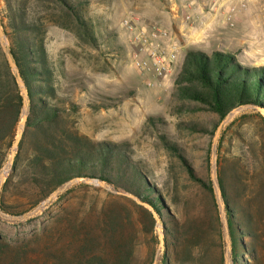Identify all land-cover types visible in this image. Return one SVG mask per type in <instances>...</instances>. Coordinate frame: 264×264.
<instances>
[{
    "label": "trees",
    "instance_id": "trees-1",
    "mask_svg": "<svg viewBox=\"0 0 264 264\" xmlns=\"http://www.w3.org/2000/svg\"><path fill=\"white\" fill-rule=\"evenodd\" d=\"M4 1L5 17H0V23L10 55L26 87L29 106L12 168L0 189V211L10 216L22 215L35 209L57 188L71 180H99L115 191L148 204L167 226L163 237L166 251L158 264H223L222 250L217 252L212 245L216 244L212 231L220 222L211 181L199 177L183 150L164 135L160 136L164 149L178 160L190 181L211 197L214 206V216L212 213H197L181 224L177 209H166L165 203L170 204L171 201L151 182L126 143L98 142L78 132L74 121L57 99L56 74L47 52L44 21L24 0ZM49 1L71 21L79 40L96 45L92 24L84 14L85 0ZM174 86L178 101L194 103L193 111L212 113L219 121L238 107L264 108V67L244 66L233 53L187 52ZM70 108L73 110L75 106ZM21 111L22 96L18 84L0 49V172L8 161L16 138ZM150 121L155 125L154 120ZM235 123L233 120L218 137L216 178L227 215L233 262L237 264V259L244 252L254 253L256 234L253 227L256 222L253 214H264V152L256 150L260 144L258 141L239 142V155L228 159L221 150ZM217 126L213 127V133ZM187 128L206 132V129L191 125ZM209 162L208 152L206 163L209 165ZM79 188L104 191L78 182L56 201ZM112 195L107 194L114 200L127 201L140 211V207L129 198ZM90 217L83 215L79 221H74L75 224L68 225L63 246L61 228L54 245L40 249L35 261L29 259L26 245L12 255V252L4 254L0 244L4 255L0 264H135L137 233L127 234L111 207L102 209L95 216V225L86 224ZM136 224L138 226L140 222ZM134 227L137 230L136 225ZM134 227L131 225L133 231ZM244 236L250 240L246 245L240 240ZM218 240L222 248L220 235ZM41 258L45 261L39 263Z\"/></svg>",
    "mask_w": 264,
    "mask_h": 264
},
{
    "label": "rangeland",
    "instance_id": "rangeland-1",
    "mask_svg": "<svg viewBox=\"0 0 264 264\" xmlns=\"http://www.w3.org/2000/svg\"><path fill=\"white\" fill-rule=\"evenodd\" d=\"M24 1L36 10L46 25L45 40L49 59L55 68L57 99L74 121L78 132L98 142L126 143L151 182L171 201L170 204L165 203L166 209H177L181 224L197 213L213 215L211 197L190 181L178 160L164 149L160 136L164 135L182 149L198 176L212 183L211 151L214 149L216 164L221 131L236 120L221 150L231 160L239 155V142L248 144L258 141L260 144L256 150L262 149L264 152V121L252 107H238L232 111L231 118L222 126L213 144L216 132H212L213 127L221 121L212 113L193 111L194 103L180 102L175 98L174 81L177 75H174V70L165 79L153 78L138 70L134 64L139 47L136 36L139 31L149 32L155 26L167 32L165 41L180 43L184 52L233 53L242 65L257 68L264 67V34L250 43L247 26L240 28L233 23L231 27L229 22L223 25L219 17L214 18L213 7L225 6L226 0H85V18L92 24L96 38V45H90L78 39L74 25L49 0ZM5 8V1L0 0V17H5ZM186 17L190 19L186 20ZM126 21L131 22L132 30L125 25ZM0 49L3 52L1 45ZM182 58L183 52L178 51L176 69ZM148 80L153 83V88L146 86ZM71 105L75 106L73 110ZM189 125L206 129V132L191 131L187 128ZM208 152L209 165L206 163ZM75 184L68 186L61 195ZM107 194L112 195L106 190L97 192L91 188H79L59 201L53 199L47 209L28 221L8 222L0 219V244L4 254L12 252L14 255L26 245V250L30 252L29 259L35 261L40 249L54 245L60 237L58 232L61 228L63 246L66 239L64 231L69 224H75L74 221H79L83 215H90L86 224L95 225V216L102 209L111 207L127 234L137 233L135 264H153L154 261L158 264L166 248L164 246L159 254V238L151 213L141 206L140 211H136L127 201L114 200ZM214 199L220 224L212 231L216 241L212 245L217 252L222 250L225 264L226 243L215 191ZM224 215L227 220L225 209ZM253 219L256 222L253 227L256 234L254 253L244 252L237 259V264H264V214H253ZM138 221L140 224L137 226ZM131 225H136L137 230L134 227L133 231ZM159 225L164 237L167 226L160 218ZM240 240L245 245L250 242L247 236ZM229 242L227 264H234L230 236ZM168 252L171 253L170 247ZM2 259L4 255L0 250V261ZM39 260V263L45 261L42 258Z\"/></svg>",
    "mask_w": 264,
    "mask_h": 264
},
{
    "label": "water",
    "instance_id": "water-1",
    "mask_svg": "<svg viewBox=\"0 0 264 264\" xmlns=\"http://www.w3.org/2000/svg\"><path fill=\"white\" fill-rule=\"evenodd\" d=\"M0 45L3 49V53H4V56L6 58L8 65H9V68H10L12 74L14 75V77L16 79V82H17L19 90H20V94L22 96L21 121H20V124L18 127L17 136H16V138H15V140H14V142L10 148L8 161L0 172V189H1L5 176L10 172V170L12 168L14 158L16 155L17 147H18V145L22 139L23 133H24L26 121L28 118L29 100H28L26 87H25V85H24V83L20 77L19 70H18L12 56L10 55L9 50H8L7 39H6V36L3 32L1 23H0ZM250 107L255 109L258 112L260 118L264 121V108L256 107V106H250ZM236 110L237 109H234L233 111H236ZM231 115H232V112L229 113L218 125L216 132H215V135H214L213 144L216 143L217 137L220 133L222 126L229 121V119L231 118ZM215 175H216V164H215V159H214V149H212V151H211V179H212L213 189H214L215 194H216V199H217V203H218L219 211H220V215H221V221H222V225H223V229H224V238H225V243H226V253L224 255V261H225V264H227L228 257L230 255V242H229L228 226H227V220H226L225 215H224V203L222 200L221 191H220V188L218 186ZM78 182H82V183L87 184V185H93V186L100 187V188H102V189H104V190H106L112 194H115V195H122L124 197H127V198L133 200L138 206H141V207H144L145 209H147L151 213V215H152V217L156 223L155 231L158 233V238H159V254L163 252L164 239H163V235L161 232V227L159 225V218H158L157 214L155 213V211L148 204L141 202L138 198H136L132 195H128L125 193L115 191L112 187L102 183L99 180H91V179H74V180H71L70 182L64 184L63 186H61L59 188H57L50 196H48L42 203H40V205L34 211L27 213V214H24V215H18V216H14V217L6 216L0 212V219L8 221V222H25V221H28L30 219H33V218L37 217L39 214H41L43 212V210L47 209V207L50 205L51 201L53 199H56L58 196H60L68 188V186H70L71 184L78 183ZM153 264H155V261Z\"/></svg>",
    "mask_w": 264,
    "mask_h": 264
},
{
    "label": "built area",
    "instance_id": "built-area-1",
    "mask_svg": "<svg viewBox=\"0 0 264 264\" xmlns=\"http://www.w3.org/2000/svg\"><path fill=\"white\" fill-rule=\"evenodd\" d=\"M236 11L234 5H229L225 9L226 21L229 26H233L232 16ZM186 17V20H189ZM131 22L126 21L125 25L129 30H132ZM167 32L155 26L147 32V30L139 31L136 36V42L139 44L138 52L134 56L135 67L149 75L150 77L167 78L173 72V64L177 58V48L174 43L165 41ZM164 40V41H162ZM142 57V58H141ZM146 86L153 88L154 85L149 80Z\"/></svg>",
    "mask_w": 264,
    "mask_h": 264
},
{
    "label": "crops",
    "instance_id": "crops-1",
    "mask_svg": "<svg viewBox=\"0 0 264 264\" xmlns=\"http://www.w3.org/2000/svg\"><path fill=\"white\" fill-rule=\"evenodd\" d=\"M228 1L227 4L225 3V6L220 5L219 7H213L212 11H214L215 15L214 18L219 17V21L225 25L226 24V13L225 9L227 5H233L236 7V11L234 15L232 16V23H234V26H240L242 28L243 26H247L250 30V33L248 32L247 36L250 40V43H253L254 39H257L259 35L264 34V0H226ZM244 4V5H243ZM243 6V7H242ZM216 8V9H215ZM224 9L223 11H220L221 9ZM260 13V14H259ZM214 20V19H213ZM249 24V25H247ZM215 25V24H211ZM249 26V27H248ZM211 28V27H210ZM243 29H241V32ZM245 34V35H247ZM182 41V40H181ZM247 42V40H244ZM180 44V43H179ZM177 42V44L174 43V45L178 46V51L183 52V58L182 61L179 64V68H175V63L173 64L174 69V75L176 76L181 68L183 59L186 51H183V48L180 46ZM177 48V47H176Z\"/></svg>",
    "mask_w": 264,
    "mask_h": 264
}]
</instances>
